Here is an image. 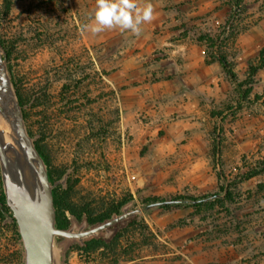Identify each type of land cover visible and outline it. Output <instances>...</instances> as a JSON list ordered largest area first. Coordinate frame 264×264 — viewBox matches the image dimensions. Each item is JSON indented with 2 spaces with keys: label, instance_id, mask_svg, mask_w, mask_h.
<instances>
[{
  "label": "rangeland",
  "instance_id": "obj_1",
  "mask_svg": "<svg viewBox=\"0 0 264 264\" xmlns=\"http://www.w3.org/2000/svg\"><path fill=\"white\" fill-rule=\"evenodd\" d=\"M227 2L226 21L202 39L211 61L222 57L245 16L244 0ZM94 8L95 0H0V39L11 48L12 73L26 93L40 97L25 107L28 127L44 135L52 168H71L75 202L100 206L133 199L145 207L157 199H175L138 175L134 155L142 146L120 121L111 79L118 55L111 34L116 28L99 34L81 30ZM259 83L248 78L242 96L222 104L210 131L209 142L215 138L227 150L220 159L225 181L218 177L211 151L199 162L212 163L218 187L194 199L222 194L227 184L231 201L219 200L211 209L206 204L159 207L130 222L115 250L86 255L71 249L66 264H202L204 253L228 243L245 255L238 264H264V94ZM251 122L252 128L245 129ZM188 181V176L176 178L186 189ZM176 208L186 213H175ZM21 247L12 230L0 227V264H15L11 255Z\"/></svg>",
  "mask_w": 264,
  "mask_h": 264
},
{
  "label": "crops",
  "instance_id": "obj_2",
  "mask_svg": "<svg viewBox=\"0 0 264 264\" xmlns=\"http://www.w3.org/2000/svg\"><path fill=\"white\" fill-rule=\"evenodd\" d=\"M148 2L154 19L141 25L140 35L119 28L111 32L118 47L111 79L120 121L142 146L134 155L139 176L161 185L167 198H200L218 187L212 163L199 164L211 157L210 131L222 104L243 91H236L219 60L206 58L202 41L226 21L231 6L227 0ZM244 2L240 30L223 47L222 58L238 82L254 79L264 94V0ZM105 41L109 43V33ZM226 153L219 145V160ZM182 176L189 177L187 189L176 182ZM184 211L176 208L175 213ZM244 256L238 246L228 243L204 253L202 264H238Z\"/></svg>",
  "mask_w": 264,
  "mask_h": 264
},
{
  "label": "water",
  "instance_id": "obj_3",
  "mask_svg": "<svg viewBox=\"0 0 264 264\" xmlns=\"http://www.w3.org/2000/svg\"><path fill=\"white\" fill-rule=\"evenodd\" d=\"M35 137L31 136L24 119L23 107L8 69L6 50L0 40V180L5 197V204L10 213H5L4 224L16 222L22 244V264H63L64 248L58 238H84L98 234L130 216L141 219L147 211L162 206L192 205L210 199L224 198L228 192L225 185L222 194L202 199H166L152 202L145 207H136L130 214L128 208L135 203L132 200L123 208V213L115 215L104 224L83 231L86 224L75 233L74 224L68 229L56 227V209L53 189L62 185L66 187L71 168L64 176L51 183L48 168L35 146ZM0 201V208H3Z\"/></svg>",
  "mask_w": 264,
  "mask_h": 264
},
{
  "label": "trees",
  "instance_id": "obj_4",
  "mask_svg": "<svg viewBox=\"0 0 264 264\" xmlns=\"http://www.w3.org/2000/svg\"><path fill=\"white\" fill-rule=\"evenodd\" d=\"M236 3H239V2L236 1ZM1 42H2V40H1ZM2 44L6 50V53H7L8 69L10 71L12 80L14 82V86H15V89H16V92H17V95L19 98V102H20L21 106L23 107V115H24V119L26 122L27 129H28L30 135L36 138L35 139L36 149L38 150V152L40 153L44 162L47 165L48 176H49L50 182L54 183L55 181L60 180L64 176L66 170L51 167V164H50L49 159H48L47 150L45 149V146L43 145L44 135L42 133L33 134V132L30 130V128L28 127V124H27V116H26L25 107H27V106L29 107L30 103H31V105H35L36 103L39 102L40 97L36 92L29 94L23 90V87H22L23 83L21 82V79L15 77L12 73V67L10 64L11 48L9 46L5 45L3 42H2ZM219 61L222 63V65L226 69L230 81L235 84L236 91L239 93L241 91V88H242L244 82H238L237 81V79H236L234 73L232 72L231 68L229 67L228 63L221 56H219ZM210 149H211V153L216 157L214 160V164H215V169L218 173V177L220 178V180L225 181V176L223 174V171L220 170V160L218 158L219 141L215 140V138H213L212 142L210 143ZM72 192H73V190H72L69 178L67 180V187L64 188L62 185H58L53 189V199H54V206L56 209V227L57 228L64 229L66 226H68L71 223V219H70L71 217L81 218L83 216H86L91 222L109 219V218H111V216L113 214H117L120 211V208L123 206V204L127 201V200H121V201H117V202L112 201L110 203H107L106 205L102 204L100 206H96L93 203L91 204V203L85 202L83 200H80V202H75L72 199ZM175 198L195 200L194 198H189V197H186L184 195H177ZM83 199H85V198H83ZM222 199L225 201H231L230 191L227 192V194L224 198L210 199L208 201H204V202H200V203L192 204V205L187 204V205H174V206H164V207H184V208L193 207V208H198V207H201L204 204H206L211 209V206L213 203H215L219 200H222ZM0 201L4 204L3 208L2 209L0 208V227L12 230L15 237H16L18 244L22 246L21 241H20V237H19V234L17 231L16 222H7L4 224L5 213H10V210L5 204V197H4V193L2 190L1 180H0ZM155 201H160V199H157ZM150 211H152V210H150ZM67 212L70 214L71 217L67 216ZM147 212H149V211H147ZM127 231H128V227L125 226L121 230L118 231L117 235L114 238H112L110 240H105L102 238H95L93 240H88L83 245H80V244L75 245V247L82 254H86V255L96 253L100 249L113 251L117 247L121 237H123L127 233ZM59 242L60 241L58 239V243ZM70 248L71 247H67V246L64 247L63 255H62L63 264H66V262H67L68 255H69V252L71 250ZM22 251L23 250L21 247L19 250H17L15 253H13V255H11V260L12 261L15 260V262H16L15 264H22V262H23ZM11 264H14V263H11Z\"/></svg>",
  "mask_w": 264,
  "mask_h": 264
},
{
  "label": "clouds",
  "instance_id": "obj_5",
  "mask_svg": "<svg viewBox=\"0 0 264 264\" xmlns=\"http://www.w3.org/2000/svg\"><path fill=\"white\" fill-rule=\"evenodd\" d=\"M154 19L153 5L144 0H95L91 22L83 25L82 31L99 34L107 29L119 28L133 35L141 34V25Z\"/></svg>",
  "mask_w": 264,
  "mask_h": 264
},
{
  "label": "flooded vegetation",
  "instance_id": "obj_6",
  "mask_svg": "<svg viewBox=\"0 0 264 264\" xmlns=\"http://www.w3.org/2000/svg\"><path fill=\"white\" fill-rule=\"evenodd\" d=\"M69 169V168H68ZM67 171V170H66ZM69 178V177H68ZM133 199H131V200H128V201H126L124 204H123V206L120 208V211L117 213V214H113L112 216H111V218H109V219H104V220H102V221H96V222H91L86 216H83V217H81V218H75V217H71L70 219H71V223L68 225V226H66L64 229H68V228H70L71 226H73L74 224L76 225V227H75V229H74V231H75V233H78L79 232V228L83 225V223H84V220H86V224H85V226H84V228H83V231H87V230H89V229H92V228H94V227H97V226H99V225H102V224H104L106 221H108V220H110V219H112L115 215H120V214H122L123 213V208H124V206L126 205V204H128L129 202H131ZM136 207H138L137 205H136V202L132 205V206H130L129 208H128V210H127V212L130 214L131 212H133L135 209H136ZM136 220H139V218H138V216H136V215H132V216H130L128 219H126V220H124L123 222H118V223H116V224H114V225H112V226H109L107 229H103V230H101V231H99V233L98 234H94V235H91V236H89V237H87V238H84L83 239V241L82 242H80L79 241V239L76 237V238H72V239H66V238H62V237H59L58 239H59V243H60V245L64 248L65 246H67V247H71L70 249H76L78 252H80L76 247H75V245H78V244H80V245H83L85 242H87L88 240H93V239H95V238H102V239H105V240H110V239H112V238H114L116 235H117V233H118V231L119 230H121L123 227H125V226H127L130 222H132V221H136ZM81 253V252H80ZM82 254V253H81Z\"/></svg>",
  "mask_w": 264,
  "mask_h": 264
}]
</instances>
